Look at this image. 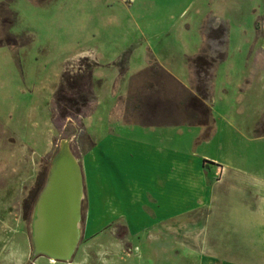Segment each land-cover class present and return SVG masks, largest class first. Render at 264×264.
Returning <instances> with one entry per match:
<instances>
[{
    "label": "crops",
    "instance_id": "crops-1",
    "mask_svg": "<svg viewBox=\"0 0 264 264\" xmlns=\"http://www.w3.org/2000/svg\"><path fill=\"white\" fill-rule=\"evenodd\" d=\"M169 35L148 30L111 62L78 57L98 65L95 101L81 129L86 147L76 156L83 178L78 246L111 241L102 229L120 226L122 238L111 236L130 247L134 229L146 222L153 239L178 243L200 264H264V120L256 116L251 133H243L234 108L221 107L227 97L215 96L212 76L208 98L200 99L189 59L201 52L204 32L199 51L184 55L185 73L169 60ZM126 52L120 73L116 63ZM195 99L208 109L204 118ZM20 264L59 263L31 249ZM68 264H87V254Z\"/></svg>",
    "mask_w": 264,
    "mask_h": 264
},
{
    "label": "rangeland",
    "instance_id": "rangeland-1",
    "mask_svg": "<svg viewBox=\"0 0 264 264\" xmlns=\"http://www.w3.org/2000/svg\"><path fill=\"white\" fill-rule=\"evenodd\" d=\"M219 26L226 29L221 45L208 36ZM148 30L171 31L169 60L183 73L184 55L199 51L204 32L198 55L216 60L207 85L212 76L215 96L227 97L221 107L234 108L235 124L246 134L256 116L264 120V0H0V264H20L31 252L24 202L60 141L69 139L75 156L86 147L81 129L96 85L79 116L58 119L54 98L63 73H76L78 57L89 54L100 63L115 61ZM145 224L134 229L130 247L111 236L122 238L123 227H105L102 237L111 241L78 246L71 263L87 254V264H200L178 243L153 239Z\"/></svg>",
    "mask_w": 264,
    "mask_h": 264
},
{
    "label": "water",
    "instance_id": "water-1",
    "mask_svg": "<svg viewBox=\"0 0 264 264\" xmlns=\"http://www.w3.org/2000/svg\"><path fill=\"white\" fill-rule=\"evenodd\" d=\"M83 178L70 140L60 141L34 203L29 239L32 256L69 262L82 236Z\"/></svg>",
    "mask_w": 264,
    "mask_h": 264
},
{
    "label": "trees",
    "instance_id": "trees-1",
    "mask_svg": "<svg viewBox=\"0 0 264 264\" xmlns=\"http://www.w3.org/2000/svg\"><path fill=\"white\" fill-rule=\"evenodd\" d=\"M226 29L222 26L212 28L209 31V38L223 44L225 38ZM222 42V43H221ZM7 45H15V43H6ZM128 56H123L117 63L116 66L119 68V72L125 71V63ZM224 55H220L217 60H223ZM80 65L76 73H68L65 71L62 75L60 85L55 93L54 103L56 109V116L58 119H64L68 117L79 116L82 109L88 105L92 98L91 89L97 83L93 79V69L97 67V63L91 62L88 58H82L79 60ZM87 63L88 65L83 66L81 63ZM216 60L208 59L204 54H200L196 57L189 59L190 67L193 71V75L197 82L195 90L200 99L206 100L208 98L207 80L209 78V72L214 67ZM84 68V69H83ZM194 105L200 107V112L204 118V115L208 113V109L199 100H194ZM200 123L207 124L206 119H201ZM76 135V134H74ZM75 156V155H74ZM76 157V156H75ZM48 170V168H47ZM47 171L42 175L39 183L36 184L35 188L31 191L29 197L24 202V219L30 222L34 203L37 199L39 192L41 191ZM27 213V214H26Z\"/></svg>",
    "mask_w": 264,
    "mask_h": 264
}]
</instances>
